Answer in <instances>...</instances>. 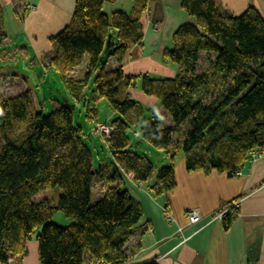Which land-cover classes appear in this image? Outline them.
<instances>
[{
	"label": "trees",
	"instance_id": "trees-1",
	"mask_svg": "<svg viewBox=\"0 0 264 264\" xmlns=\"http://www.w3.org/2000/svg\"><path fill=\"white\" fill-rule=\"evenodd\" d=\"M113 1L75 0L67 23L50 37L53 47L41 60L59 72L68 95L64 103L45 113L30 88L0 96L1 264H16L13 257L26 254L33 236L40 264H83L86 256L102 264L125 263L126 243L142 216L127 183L151 179L156 168L128 134L145 120L142 140L169 157L152 179L154 196L175 188L178 148L188 172L214 169L228 176L242 169L252 151L264 149V17L254 6L234 14L217 0H181L193 19L173 31L172 46L163 53L176 71L155 77L123 71L129 49L142 44L149 0L105 13L103 5ZM110 30L116 37L107 51ZM6 38L0 10L1 62L11 50L1 45ZM109 57L115 68L106 66ZM201 58L208 65L198 73ZM81 65L85 72L76 76ZM10 76L19 77L12 66L0 65V79ZM92 77V99L105 98L114 115L102 122L112 126L109 134L100 136L111 158L97 166L73 117V102ZM137 88L157 104L133 98L130 91ZM86 104L87 116L96 115ZM56 187L57 202L37 198L42 189ZM56 212L70 218L69 224L52 222ZM233 214L235 207L223 218L225 227Z\"/></svg>",
	"mask_w": 264,
	"mask_h": 264
},
{
	"label": "crops",
	"instance_id": "crops-1",
	"mask_svg": "<svg viewBox=\"0 0 264 264\" xmlns=\"http://www.w3.org/2000/svg\"><path fill=\"white\" fill-rule=\"evenodd\" d=\"M117 1L112 5H117ZM217 1L234 14L252 5L264 17V0ZM74 3L75 0H0V10L2 13V8L7 6L10 10L11 7L12 20L15 18L16 22V16L23 19L20 27L16 22V30L23 31L35 21L39 8L38 11L46 13L43 24L47 23L50 32L55 33L69 20ZM2 17L6 31L7 18L3 14ZM141 20L142 44L129 49L123 71L135 75L172 76L176 69L163 60V53L172 46L173 31L192 18L182 9L181 0H149ZM50 34L44 36L49 42ZM26 35L32 39L30 42L25 38L26 43L35 46L38 42L36 33L29 31L23 34ZM1 45L4 48L5 45L15 46L8 34ZM20 47L21 53L26 52L24 46ZM8 51L17 53L12 48ZM107 64L115 68V58L109 57ZM84 66L76 68L81 76L85 72ZM130 92L146 106L157 104L155 98L144 95L138 88ZM174 171L175 188L157 196L149 190L151 179L139 184L127 183V190L140 203L142 216L132 227L126 243L129 258L123 264H264V158L247 160L234 176L214 169L188 172L184 158L175 163ZM235 200L238 202L236 214L230 218L228 227L224 226L223 220L205 224L213 214ZM192 210L200 213L199 223H187V214ZM12 260L16 264H40L35 236L27 242L26 254L14 256ZM83 264L102 263L86 256Z\"/></svg>",
	"mask_w": 264,
	"mask_h": 264
},
{
	"label": "rangeland",
	"instance_id": "rangeland-1",
	"mask_svg": "<svg viewBox=\"0 0 264 264\" xmlns=\"http://www.w3.org/2000/svg\"><path fill=\"white\" fill-rule=\"evenodd\" d=\"M114 2L115 1L105 3L103 5V11L107 14H110L111 10L117 8L125 9L126 11H128L131 7L130 5L132 4V0H118L116 2L117 5L115 6L112 5V3ZM38 10L39 8H37V12L39 13V15L34 16L36 17L35 21H33L32 24L27 25L28 30L17 31L16 22L17 26L20 27V24H22L23 19L19 16H16L15 22V18L12 20L13 13L12 16L10 14L11 7L10 10L7 6L2 8V14L7 18L6 33L9 36V40H12L14 45H17L19 47H11L13 51H16L17 53L12 54V52H9L7 56L3 57V60L5 61L1 62L0 60V65L8 64V66H12L18 73L19 77L16 78L10 76L7 78L0 79V96H12L22 92L26 88H30L38 108H41L43 112L47 113L51 110L53 104L57 102L64 103L65 98L68 97V95L59 72L54 67L48 65L47 62L41 60L42 54H48V51H50L53 47V43L47 41L44 36L49 33H51L50 35H53L54 33L50 32L52 30L47 28V23L45 25L43 24L42 19L44 16H46V13L42 10ZM8 18L12 20L13 25L12 22L8 20ZM64 19L61 21V23L64 21ZM29 31L35 32L36 36L38 37V42L35 43V46H33L32 43L30 45L26 43L25 38L30 42L32 41V39H30L28 35H26V37L23 36V34L29 33ZM114 37L116 36L114 35L113 31L110 30L105 40V50L108 51L110 45L112 44L111 40ZM20 46H24L26 52L21 53ZM5 47L10 48L7 47V45H5ZM0 51H3L2 47H0ZM2 54L3 52L0 53V58ZM13 56H15V58H12ZM207 65L208 64L205 59L201 58L196 71L198 73H201L207 67ZM106 66L109 67L111 66V64H106ZM170 66L174 68L176 67L171 63ZM153 74L155 77L161 76L155 73ZM75 75L79 76V73L77 72V74ZM92 90L93 77L91 79L86 80L84 85L83 97L73 102L75 104L73 110V117L74 123L81 127L82 139L90 147L94 159V165L97 166L99 163H104L108 161L111 158V154L107 149L104 140L100 137L99 134L95 132V123L109 121L114 118V115L105 98H98L95 100L92 99ZM211 98L212 97L207 96L205 99L207 100L206 102H209ZM86 103H89L90 107L96 110V115H93L92 117L87 116L88 107ZM146 117L148 118L149 116ZM147 122L148 120H145L136 128L129 130L128 134L131 139V142L135 144L136 150L140 153H144L145 155H147L150 160L154 163L156 168L154 171V175L151 177L152 180L157 170L160 167L169 163V157L165 150L153 147L152 145L142 140L141 128ZM175 153L176 154L173 160L174 165L175 163H180L181 161H183V153L181 151V148H178ZM60 193L61 190L57 187L50 189H42L37 195V198H49L52 201L57 202ZM51 221L59 225H67L70 222V218L66 217L61 212H56L52 216Z\"/></svg>",
	"mask_w": 264,
	"mask_h": 264
},
{
	"label": "built area",
	"instance_id": "built-area-1",
	"mask_svg": "<svg viewBox=\"0 0 264 264\" xmlns=\"http://www.w3.org/2000/svg\"><path fill=\"white\" fill-rule=\"evenodd\" d=\"M32 7V6H30ZM95 132L99 134L100 136H104L109 134L110 130L112 129V126H110L107 123H95ZM260 158H264V149L263 150H254L251 153V160H258ZM238 202L235 200L232 203L226 205L223 209H221L219 212L213 214L206 222L205 224H208L214 220H223V218L226 216V214L232 209V207H237ZM201 221V215L198 211L192 210L187 214V223L188 224H195L199 223ZM181 229V228H180ZM8 263L11 262V259L7 260ZM1 264V263H0ZM4 264V263H2Z\"/></svg>",
	"mask_w": 264,
	"mask_h": 264
}]
</instances>
